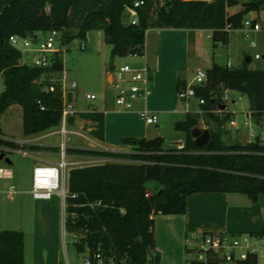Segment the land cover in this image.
<instances>
[{"label": "trees", "instance_id": "1", "mask_svg": "<svg viewBox=\"0 0 264 264\" xmlns=\"http://www.w3.org/2000/svg\"><path fill=\"white\" fill-rule=\"evenodd\" d=\"M135 2L142 5L135 8ZM234 7L238 9L230 12ZM263 9L264 0L241 4L237 0H0V121L14 105L22 109L24 136L60 127L62 120V51L53 53L46 67H28L21 51L10 44L13 36L36 42L37 34L55 31L61 48L99 31L111 47L110 67L115 58L143 56L149 29L208 31L215 45H226L230 31L242 29L249 13ZM205 74V83L194 87L195 99L204 101L199 109L208 118L206 125L213 123L217 131L208 127L210 142L203 148L196 149L190 135L199 116L188 113L174 125L184 134L180 148L165 147L162 137H127L122 145L128 151L67 150L68 155L109 161L68 173L64 231L73 236L77 253H99L105 262L117 264H158L155 216L185 214L186 200L193 194H240L251 203L264 194V141L255 137L245 145H223L220 140V129L229 120L226 110L220 109L225 91L247 96L252 119L259 125L264 122V70L247 64L241 68L213 64ZM185 87V82L177 81V92ZM80 117L96 123L91 135L102 141L103 114ZM26 148L2 139L0 122V152ZM248 235L264 237V229ZM204 255V261L196 256L188 264L222 261L212 250ZM255 261L250 257L239 264ZM7 262L24 264L21 231H0V264Z\"/></svg>", "mask_w": 264, "mask_h": 264}, {"label": "crops", "instance_id": "2", "mask_svg": "<svg viewBox=\"0 0 264 264\" xmlns=\"http://www.w3.org/2000/svg\"><path fill=\"white\" fill-rule=\"evenodd\" d=\"M247 17L248 15L245 18ZM203 32H207L210 35V32L203 30L193 32L164 29L147 30L144 54L135 58H141L143 63L141 67L149 69L151 75L149 97L137 100L133 110L130 111L108 105V102L104 99L106 107L103 111L82 110V112H74V115L68 117L65 128L69 135L78 136L88 141L89 144L87 146L72 145L67 150L128 151L122 145L123 138L153 139V137H159L160 129L150 132L147 129L149 125H146L139 118L138 112L147 110L150 114L156 115L157 118L160 116L172 118L177 114L178 106L181 102L177 99V81L180 80L188 85L192 80L188 78L190 71L196 72L200 70L195 65L191 54L197 53L198 56L200 55L201 44L199 39ZM97 36V39L87 43L90 53L98 54L100 52L101 35L97 33ZM36 37V40L40 41V34H37ZM112 67H114L113 64L107 72V82L109 84L112 80L110 75ZM67 96V101L70 103L71 98L69 95ZM94 100H96V97ZM192 112L195 113L196 110ZM87 113L103 114L104 131L102 141L91 135L96 123L80 117L81 114ZM60 128H53L32 136H24L22 133L23 136L16 141L13 138H9L1 129V137L19 146L28 147L24 150H15H17L18 154L31 160L34 169L35 166L40 164L57 163L51 161L49 157L58 156L60 144L51 139L54 136H61ZM174 145L177 144L175 143ZM31 146L57 148L58 151H36L30 149L29 147ZM10 150L4 152H9ZM70 157L81 156L70 155ZM9 165H11V162ZM13 173V169L0 167V180L10 182L14 179ZM4 189H0V193L3 194ZM18 193L19 191L17 190L16 194ZM23 194L32 196L31 189H24ZM3 195L5 196V193ZM32 198V201L20 199L18 202H14L13 197L12 199L3 197L2 201L0 200V231H17L18 228L21 229L20 231L24 236V264H26L27 244L29 251H32V264H63L58 250H54L51 244V238L57 235V221H55L53 209H49V201L56 197L50 200H38L33 196ZM26 217L28 218L27 223H29L28 230H25V222L23 220ZM62 226L64 229V210H62ZM263 229L264 203L259 201L251 203L248 199L247 201L240 200L233 194H193L186 200L185 214L155 216V251L159 252L161 257H163V253L165 254L164 249L173 244L181 246L188 240L190 234L212 233L226 239V235L230 233H259ZM27 238L29 240L28 243ZM64 264H70L66 254Z\"/></svg>", "mask_w": 264, "mask_h": 264}, {"label": "rangeland", "instance_id": "3", "mask_svg": "<svg viewBox=\"0 0 264 264\" xmlns=\"http://www.w3.org/2000/svg\"><path fill=\"white\" fill-rule=\"evenodd\" d=\"M211 1V0H206ZM240 4L245 2H256L262 0H237ZM238 7L230 9V12H235ZM250 21L251 27H246L234 31H230L228 35V43L226 45H215L207 32L201 34L200 41V55L191 54L195 61V65L202 71H206L213 64L221 67H226L227 63H230L231 68H241L244 64H247L250 69H260L264 70V9L259 13H249L246 18ZM257 25L258 30L252 28ZM94 33V34H91ZM98 35H101V49L98 54L90 53L89 46L87 43L97 39ZM49 33L40 34V41L47 38ZM209 35V37H207ZM82 42L86 45V49H81ZM254 44V46H252ZM55 47H60L59 39L55 40ZM16 48L19 49L23 55L22 63L28 67L34 66V59L37 53L31 52L35 48L32 43L30 47L25 48L21 41L18 42ZM62 51L63 58V75H62V91L64 87L65 93L70 96V105L72 106V111L75 113L83 111H103L105 109L106 103L104 99L108 102V105H112L117 108L114 104V92L111 85L107 82V72L109 71V65L111 63L110 52L111 47L104 43L103 35L99 31H91L86 35L85 40H75L71 44L59 48ZM259 55L260 59L255 60L254 56ZM249 57L250 62L246 63L245 59ZM137 63V65H136ZM124 64L130 66H136L133 68L141 69L143 63L141 58H131L122 57L115 58L113 60V65L118 68ZM195 76L194 71H190L188 78L193 81ZM72 83L76 84V89H72ZM2 78L0 76V91H2ZM86 95H94L96 100H87ZM229 101L225 103L226 112L229 115V120L226 121L220 129V140L223 145L231 144H248L253 141L255 137H264V122L262 125L257 124L251 117L250 113V101L247 96L239 95L235 92L228 93ZM180 102V101H179ZM180 102L178 106L177 114L172 118L159 117L158 123L155 125H149L148 130L154 132L160 129L159 137L164 139L165 147H177L183 146L184 134L176 132L174 130V125L178 121H183L186 117L184 109L186 105ZM189 109L191 111L196 110L200 112L198 114V128L212 127L215 131V125L209 123L206 125L208 118L199 109L198 103L195 100H191ZM119 108V107H118ZM235 122V127L230 126V122ZM175 122V123H174ZM61 127V126H60ZM59 128V127H58ZM1 129L2 131L13 138L15 141L19 140L22 135V109L14 105L9 109L1 119ZM54 136L51 140L57 144L63 143L66 149L69 146H87L88 141L73 135ZM155 138V137H153ZM175 143H182L181 145H174ZM174 145V146H173ZM4 154V158L0 160V167H7L13 169L14 179L10 182L0 180V189L7 191L11 186L14 187L15 191H19L18 194L13 196L14 202H18L20 199H26V201H32V196H27L23 194V190L32 189V171L33 162L21 154H18L17 150H10L9 152H0V155ZM69 162H83L80 165H73L70 168L85 167L95 164H103L105 161H91V157H74L71 158L68 155ZM8 159L11 165L5 162ZM49 159L54 162L59 161V157L50 156ZM8 186V187H7ZM3 192V194H4ZM2 193H0V200L5 198ZM240 200L247 201V198L240 194H233ZM2 201V200H1ZM258 201L264 203V194L260 195ZM257 201V202H258ZM3 203V202H2ZM50 208L53 209V215L55 221H57V235L51 238V244L54 250H58L59 256L63 264L65 263V254L68 257L70 264H78L81 259L87 254H79L75 251L73 242L74 238L72 235L64 232L62 226V208L59 199L53 198L49 201ZM25 222V230H28L29 223H27L28 218L23 219ZM31 226V225H30ZM21 229L18 228L17 231ZM31 230V229H30ZM208 233H199L197 235L190 234L188 240L185 241L181 246L171 245L167 249H164L165 254L163 257L159 252L158 264H188L189 261L198 256V251L202 248H207L204 244V235ZM236 235L238 233H235ZM240 235L237 237L247 236L248 234H243L239 232ZM215 235V234H214ZM232 233L226 235V239L230 240ZM194 236V238H192ZM208 235H205V238ZM27 238V243H28ZM32 251H29L27 244L26 248V264H32ZM260 255L264 257V247L260 250ZM149 264H151L149 262Z\"/></svg>", "mask_w": 264, "mask_h": 264}, {"label": "built area", "instance_id": "4", "mask_svg": "<svg viewBox=\"0 0 264 264\" xmlns=\"http://www.w3.org/2000/svg\"><path fill=\"white\" fill-rule=\"evenodd\" d=\"M142 5V2H135L134 7L137 8ZM137 18L133 15L131 18V24L134 25ZM251 27L249 20L243 21V28ZM252 28L258 30L257 25ZM59 33L53 31L50 32L48 37L42 41L33 42L30 39H22L17 36H13L9 39L10 44L14 47L19 41L23 43L25 48L30 47L33 43L35 48L31 50L33 53H37L34 59L35 67H46L50 64V56L59 51V48L55 47V40L59 39ZM254 46V44H252ZM81 49H85V44L82 42ZM128 57L135 58L139 57L136 55H130ZM255 60H259L260 56L257 54L254 56ZM227 67H230V63H227ZM112 80L110 81L111 88L114 92V104L125 110H133L134 104L139 99H147L150 95V83L151 75L147 67L141 69L133 68L130 65L124 64L118 68L112 67L110 70ZM206 81L205 71L197 70L193 78L192 83L186 85L184 89L177 92V99L186 105L185 114H199L200 112L193 113L189 109V103L191 100H195L200 104H203L202 99H195L194 87L202 86ZM72 89H76V84L72 83ZM52 90V89H51ZM228 91H225L222 97V102L225 104L229 101ZM67 93L63 89V110L60 135L64 138L69 132L66 130L65 125L68 117L74 115L72 106L67 101ZM88 100H94V95H86ZM139 118L146 125H155L158 122V118L154 114H150L147 110H141L138 112ZM231 127H235V122L231 121ZM264 141V137L260 138ZM6 151L7 149H2ZM67 149L63 143L59 146L58 157L59 161L55 164H40L34 167L32 171V189L31 194L35 199L38 200H50L56 197L61 202V207L64 210V221H65V200L68 195V173L71 170V166L80 165L83 162H69L67 156ZM105 162H109L105 159ZM96 158H91V161H100ZM104 162V163H105ZM102 164V163H101ZM97 165V164H95ZM7 199H12L16 194L14 187H10L4 192ZM204 244L207 248H202L198 251L197 259L204 261V252L212 250L218 257L221 258L220 264H239V262H245L250 257H255V264H264V257L260 255V250L264 247V237L257 236H243L234 237L230 240L222 238L220 236L206 237L204 238ZM78 264H117L115 261L105 262L99 253H95L92 256L85 255Z\"/></svg>", "mask_w": 264, "mask_h": 264}, {"label": "water", "instance_id": "5", "mask_svg": "<svg viewBox=\"0 0 264 264\" xmlns=\"http://www.w3.org/2000/svg\"><path fill=\"white\" fill-rule=\"evenodd\" d=\"M245 62L248 63L250 62V59H245ZM221 111L226 110V105H221L220 106ZM193 141H194V147L196 149H201L204 146H206L210 142V132L207 128H194L192 129L190 133ZM177 145H181L182 143H176ZM4 158V154L0 155V160ZM5 162L9 165L10 162L8 159H5ZM6 264H12L11 262H7Z\"/></svg>", "mask_w": 264, "mask_h": 264}]
</instances>
